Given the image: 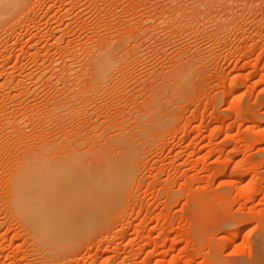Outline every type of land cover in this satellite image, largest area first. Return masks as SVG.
Wrapping results in <instances>:
<instances>
[{"label":"rangeland","instance_id":"obj_1","mask_svg":"<svg viewBox=\"0 0 264 264\" xmlns=\"http://www.w3.org/2000/svg\"><path fill=\"white\" fill-rule=\"evenodd\" d=\"M9 1L0 4V264H259L264 0ZM107 53L111 68L95 76ZM184 68L188 78L172 81ZM127 135L138 150L122 207L44 257L12 201L29 156L56 144L87 166L94 142Z\"/></svg>","mask_w":264,"mask_h":264},{"label":"bare ground","instance_id":"obj_2","mask_svg":"<svg viewBox=\"0 0 264 264\" xmlns=\"http://www.w3.org/2000/svg\"><path fill=\"white\" fill-rule=\"evenodd\" d=\"M2 1L8 6L7 3H11L9 0H0L2 5H5ZM109 53H107L108 56L105 54L102 58L99 57V60L101 59L99 62H95L96 70L92 69L94 73L95 71L97 74L106 73L111 63ZM189 75L188 70L184 68V70L178 69L171 78L175 83L181 84ZM107 137L110 138V136ZM107 137L105 136V138ZM133 139L127 135L126 137H114L108 142L104 141V144L98 142L100 145L94 142L92 146L96 148L90 155L94 160L87 166L81 165L83 162L81 163L78 159L81 155L74 150L72 151L77 154L76 156L64 157L65 155L58 154L57 148L59 147L56 144V147L54 144H45L46 146L40 152H35L31 156L27 155L29 156L27 164L24 165L23 171L20 173L22 175L16 177L13 193H10L13 196L12 201L18 207L17 209L14 206V208L24 211V225L25 223L27 225H25L28 229H26L27 234L44 257H57L59 252L62 254V250L76 245V242L84 235V226H92L93 223H98L100 220L105 224L122 207L121 204L124 202L123 198L128 185L132 182L136 164H134V157L135 149L138 150V147ZM259 264H264V255H260Z\"/></svg>","mask_w":264,"mask_h":264}]
</instances>
